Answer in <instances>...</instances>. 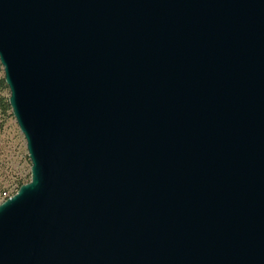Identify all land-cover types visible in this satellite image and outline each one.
Listing matches in <instances>:
<instances>
[{
  "label": "water",
  "instance_id": "obj_1",
  "mask_svg": "<svg viewBox=\"0 0 264 264\" xmlns=\"http://www.w3.org/2000/svg\"><path fill=\"white\" fill-rule=\"evenodd\" d=\"M0 65V264H264V0H0Z\"/></svg>",
  "mask_w": 264,
  "mask_h": 264
},
{
  "label": "rangeland",
  "instance_id": "obj_2",
  "mask_svg": "<svg viewBox=\"0 0 264 264\" xmlns=\"http://www.w3.org/2000/svg\"><path fill=\"white\" fill-rule=\"evenodd\" d=\"M31 180L26 141L15 118L8 112L0 119V204L12 197L19 185Z\"/></svg>",
  "mask_w": 264,
  "mask_h": 264
},
{
  "label": "trees",
  "instance_id": "obj_3",
  "mask_svg": "<svg viewBox=\"0 0 264 264\" xmlns=\"http://www.w3.org/2000/svg\"><path fill=\"white\" fill-rule=\"evenodd\" d=\"M8 98L9 90L5 84L3 70L0 65V119L3 118L8 112H11V108L8 103ZM20 186H22V183L19 185V187Z\"/></svg>",
  "mask_w": 264,
  "mask_h": 264
}]
</instances>
